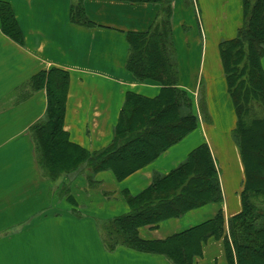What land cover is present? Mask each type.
<instances>
[{"label":"crops","instance_id":"crops-1","mask_svg":"<svg viewBox=\"0 0 264 264\" xmlns=\"http://www.w3.org/2000/svg\"><path fill=\"white\" fill-rule=\"evenodd\" d=\"M23 36L19 44L0 27V264H172L160 254L103 244L101 222L128 212L134 196L156 174L171 172L206 144L218 173L221 200L189 209L157 225H142L146 240H162L213 218L241 210L244 166L232 136L236 117L227 92L219 43L242 24V0H172L171 43L177 87L191 97L197 124L156 158L122 179L110 169L91 177L85 170L49 179L36 158L30 127L43 117L45 87L32 77L52 67L68 74L63 128L90 154L112 141L128 91L155 97L158 82L138 81L126 68V34L144 32L158 20L159 6L125 0H84L90 25L70 21L73 0H5ZM264 70V54L261 58ZM210 120L204 121L199 89ZM66 187L67 192L62 193ZM60 190V195H59ZM71 202H70V199ZM194 264H227L223 238H208Z\"/></svg>","mask_w":264,"mask_h":264},{"label":"trees","instance_id":"trees-1","mask_svg":"<svg viewBox=\"0 0 264 264\" xmlns=\"http://www.w3.org/2000/svg\"><path fill=\"white\" fill-rule=\"evenodd\" d=\"M83 1L73 0L70 21L90 25ZM125 1L159 6L158 20L150 29L126 34V68L138 81L158 82L160 91L152 98L128 91L111 143L90 154L72 143L63 128L67 72L52 67L35 74L30 84L33 89L45 87L47 104L43 117L32 124L30 133L38 164L49 179L85 170L92 184L91 176L104 169L122 179L152 161L197 124L191 97L176 86L178 70L169 22L172 0ZM242 9L243 20L236 35L219 43L227 92L236 117L232 136L244 166L241 210L227 220V231L218 212L213 218L162 240L139 236L142 225H157L189 209L221 200L217 170L209 148L202 144L171 172L156 174L140 193H125L128 212L101 223L102 240L108 251L124 246L163 255L172 264H194L203 243L213 237L223 238L227 264H264V0H242ZM0 27L12 40L23 43L14 12L5 0H0ZM198 106L202 117L209 121L202 92Z\"/></svg>","mask_w":264,"mask_h":264},{"label":"rangeland","instance_id":"rangeland-1","mask_svg":"<svg viewBox=\"0 0 264 264\" xmlns=\"http://www.w3.org/2000/svg\"><path fill=\"white\" fill-rule=\"evenodd\" d=\"M200 92H202L203 93V98H204V101H205V91H204V89L203 88H200L199 89V95H200ZM257 114H258V112L256 111V110H254ZM204 121H206V119L204 118ZM67 188L66 187H63L62 188V193H66L67 191ZM59 195H60V190H59ZM102 223V222H101ZM100 229H101V224H100Z\"/></svg>","mask_w":264,"mask_h":264}]
</instances>
